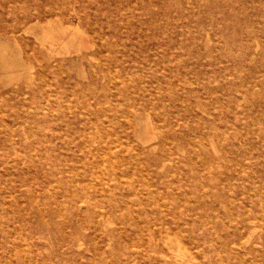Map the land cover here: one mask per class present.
I'll return each mask as SVG.
<instances>
[{"label":"rangeland","instance_id":"374dc122","mask_svg":"<svg viewBox=\"0 0 264 264\" xmlns=\"http://www.w3.org/2000/svg\"><path fill=\"white\" fill-rule=\"evenodd\" d=\"M0 42V264H264V0H0Z\"/></svg>","mask_w":264,"mask_h":264},{"label":"bare ground","instance_id":"6f19581e","mask_svg":"<svg viewBox=\"0 0 264 264\" xmlns=\"http://www.w3.org/2000/svg\"><path fill=\"white\" fill-rule=\"evenodd\" d=\"M49 15V14H48ZM46 17V14L44 13V12H36V14H34L33 16H29L28 15V17L26 16V17H16V16H13V18L14 19H16L18 22L20 21V22H22V24H23V30L25 29L26 30V32H28V34L29 35H31L32 36V38H33V41H34V44H32V46H31V48H32V52H34V53H37V54H39V50L41 49V50H43L44 52H45V54H46V56L48 57V58H50L52 55H53V53H54V46H55V44H56V39H55V36L54 35H52L53 33H55V31H53L51 28H49V27H46V26H40L41 25V23H40V21L43 19V18H45ZM31 18H34V20H37L36 22H35V26H28V24L30 23V21H32V19ZM17 22V23H18ZM37 27H38V29L40 30V33H36L35 32V30L37 29ZM13 28H14V26H13ZM16 28V27H15ZM15 31V30H14ZM53 32V33H52ZM24 33V32H23ZM57 33V32H56ZM2 37V36H1ZM21 38V37H20ZM4 39V38H3ZM7 39V38H6ZM14 39V41H15V38H13ZM7 41V40H6ZM5 42V41H4ZM3 42V43H4ZM8 42V41H7ZM16 42L17 41H15V44H16ZM2 42H0V50H1V54H2V56H6L7 55V49H6V47H5V45L3 46L2 44H1ZM8 44V43H7ZM62 43H60V45H61ZM67 44V43H66ZM65 44V45H66ZM69 44V43H68ZM71 44V43H70ZM12 45H14V44H12ZM64 45V44H63ZM72 45V44H71ZM17 46H19V45H17ZM67 46V45H66ZM62 47H64V46H62ZM61 47V48H62ZM67 48V47H66ZM69 48V47H68ZM80 48V47H79ZM16 50V49H15ZM9 52H10V50H9ZM18 52H19V49H18ZM18 52H17V54H18ZM21 54V53H20ZM26 55H28L27 53H26ZM9 56H10V53H9ZM7 56V58H12V60H14V65H11V63L12 62H10V63H8V61H7V63L6 62H4L3 60H6V59H0V60H2L4 63L3 64H5L3 67L5 68V69H11L12 67L13 68H16V67H14L15 65L16 66H20L21 65V62H20V57H18L17 55L15 56V55H12V56ZM20 56V55H19ZM1 61V62H2ZM0 62V63H1ZM25 62V61H24ZM25 64V63H24ZM26 65V64H25ZM25 65H23V66H25ZM1 66V65H0ZM24 69H25V67H23ZM3 69V68H2ZM18 69V68H17ZM27 69H28V66H27ZM29 69H31V67L29 68ZM19 70V69H18ZM11 71V70H10ZM26 71V70H25ZM27 71H29V70H27ZM20 72V71H19ZM9 73V72H8ZM11 73H12V71H11ZM18 73V72H17ZM20 73H22V71L20 72ZM24 73V72H23ZM22 73V74H23ZM27 72H25V74H26ZM80 74L82 73V72H79ZM4 74H7L6 72L4 73ZM13 74V73H12ZM22 74H21V77H24L25 75H23L22 76ZM79 74V75H80ZM3 75V74H2ZM18 75V74H17ZM4 76V75H3ZM2 76V77H3ZM16 76V75H15ZM14 76V77H15ZM29 76V75H28ZM27 76V77H28ZM13 77V76H12ZM20 77V76H19ZM18 77V78H19ZM30 77V76H29ZM28 77V78H29ZM5 78V77H4ZM17 79V78H16ZM15 79V80H16ZM14 80V79H13ZM27 80H29V79H27ZM6 81H7V79H6ZM12 81V80H11ZM8 82H10V81H8ZM8 84H10V83H8ZM21 91V90H20ZM140 137V136H139ZM141 140V139H140ZM145 141V140H144ZM152 141V140H151ZM146 143V142H145ZM142 144H144V143H142ZM168 236V235H167ZM142 239V238H141ZM145 241V240H144ZM164 244H166V243H164ZM172 260H174V262L176 263V264H181L182 263V259L181 258H179V257H177L176 255H172Z\"/></svg>","mask_w":264,"mask_h":264}]
</instances>
